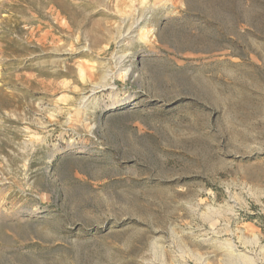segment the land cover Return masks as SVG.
I'll list each match as a JSON object with an SVG mask.
<instances>
[{
	"label": "rangeland",
	"instance_id": "1",
	"mask_svg": "<svg viewBox=\"0 0 264 264\" xmlns=\"http://www.w3.org/2000/svg\"><path fill=\"white\" fill-rule=\"evenodd\" d=\"M0 264H264V0H0Z\"/></svg>",
	"mask_w": 264,
	"mask_h": 264
}]
</instances>
